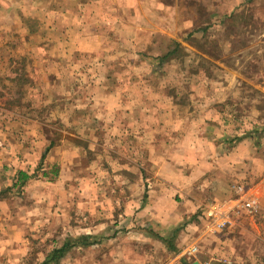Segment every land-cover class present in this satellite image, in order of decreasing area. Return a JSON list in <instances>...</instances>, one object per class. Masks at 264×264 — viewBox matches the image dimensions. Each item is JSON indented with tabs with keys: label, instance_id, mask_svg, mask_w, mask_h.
Here are the masks:
<instances>
[{
	"label": "rangeland",
	"instance_id": "374dc122",
	"mask_svg": "<svg viewBox=\"0 0 264 264\" xmlns=\"http://www.w3.org/2000/svg\"><path fill=\"white\" fill-rule=\"evenodd\" d=\"M110 4L125 20L142 13L147 35L116 27L93 58L0 29V264H40L80 235L98 244L59 264L170 263L190 242L196 264H264V0ZM244 143L238 179L215 162ZM190 153L209 164L189 166L188 189ZM19 171L31 178L13 186ZM253 185L259 207H234Z\"/></svg>",
	"mask_w": 264,
	"mask_h": 264
},
{
	"label": "crops",
	"instance_id": "0c3cea01",
	"mask_svg": "<svg viewBox=\"0 0 264 264\" xmlns=\"http://www.w3.org/2000/svg\"><path fill=\"white\" fill-rule=\"evenodd\" d=\"M111 1L112 0H0V22H4L5 18L8 16H11L10 19L14 21V26H12V23H6L4 25L0 24L2 26H0V29H5L7 32L15 31L12 35L18 37L23 36V38H28L29 40L33 39L34 36L43 38L42 41H44V45L51 42L53 44L56 43L55 49L57 48L59 52L73 51L80 56H89V58H93L95 56H100V53H104L102 50H104L105 44H108L110 30L116 27L120 28V31L123 26L132 28L130 30L132 35L127 36L128 39L133 38V40H137L142 33L147 35L145 27L143 26L142 13H131V19L128 18L129 20L127 19V21L120 16H115V9L113 10V6L110 4ZM31 24L36 26L35 29L31 28ZM151 31L154 33L153 37L155 42L158 41V38L163 36L162 33H164V31L156 28L151 29ZM97 35L101 37V44L94 42V37ZM116 35H120V33ZM168 35L171 37L170 34ZM125 43L128 44L129 40H126ZM138 43L140 42L137 41V44ZM99 44L100 48L97 47ZM130 44L132 46L129 48H134L133 43ZM135 46L138 49V45L135 44ZM95 64L98 65L97 60L95 61ZM119 98L124 99L123 96ZM134 102L136 104L135 108H139V105L143 103L142 99L139 98H136ZM157 111L158 110L156 109L153 112V115H155ZM189 145L192 149H194V147L195 149L200 148L201 141H188V146ZM244 147L245 143L234 145L232 150H228L227 153L222 154L224 157L220 158L219 161L217 160L215 163L221 166V164L225 162V159L229 160L232 162V170H230L232 172L231 175L238 179L239 177H243L239 172L243 169L242 167H245V165L241 166L242 161L245 163V159L242 155L245 157H247L245 155L247 153L250 155L249 149L243 151ZM194 155L195 154L193 153L188 154V189L191 181L195 180L196 177H198L196 174L200 172V170L195 167L194 174V169L192 167L194 165L207 167L209 164H205V162L201 161H191ZM250 161L254 163L256 160L252 159L251 156ZM189 166L193 169L192 171H189ZM208 169H210L212 173H215L217 179L221 183L224 178H228L227 175L230 173L228 169L225 171L215 170L214 172L211 164L208 166ZM164 179L166 180L167 178ZM168 179L172 178L169 177ZM185 181H187V178ZM259 186L260 185H253L250 189H244L240 186V194L242 195L238 196L237 200L240 198L238 200L239 202L242 199V202L257 203V207H259L261 199L258 201L252 194L253 190L258 189ZM259 189L262 198H264V189ZM203 231L205 232L204 228L201 230V235ZM97 244L93 246H96ZM191 246H193L192 242L188 244V251L181 252L180 255H176V257L172 258L170 263L166 262L164 264H178L176 262L177 257H183L184 255L185 261H191L189 264H193L194 261L192 258L196 256V252L190 250ZM114 256H118V259L119 256L121 257L120 254H115ZM108 257L109 256L107 255L106 259H108Z\"/></svg>",
	"mask_w": 264,
	"mask_h": 264
},
{
	"label": "trees",
	"instance_id": "16d2710c",
	"mask_svg": "<svg viewBox=\"0 0 264 264\" xmlns=\"http://www.w3.org/2000/svg\"><path fill=\"white\" fill-rule=\"evenodd\" d=\"M252 0H248V2H251ZM201 31H204L201 30ZM176 47L179 46V44L174 42ZM175 52V49L167 51L163 56L157 57L156 59L161 62V64H164L166 61H169L172 59V56ZM49 146L45 148L43 154H42V160L45 159L46 154L48 153ZM31 178V176L27 175V173L19 171L16 175V182L13 184V186H23L26 181H28ZM161 240L166 241L168 243V247L170 246V240H165L163 237H159ZM98 241L93 236H87V235H80L74 238H68L62 246L53 249L46 258L40 263V264H59L60 261L66 256L68 252L75 248H89L95 244H97ZM185 264V263H184Z\"/></svg>",
	"mask_w": 264,
	"mask_h": 264
},
{
	"label": "built area",
	"instance_id": "2783aa9c",
	"mask_svg": "<svg viewBox=\"0 0 264 264\" xmlns=\"http://www.w3.org/2000/svg\"><path fill=\"white\" fill-rule=\"evenodd\" d=\"M240 192H241V188L238 187L237 188V193L240 194ZM233 206L237 207L239 209L246 208L248 210H251L253 204H251L250 202H241V203H239V201L237 200V201H235L233 203ZM220 213L221 212L218 211L217 208L208 207V208L205 209L204 215H205L206 218L214 219L215 220L214 223H217V227H219V226H222L224 224V222H225L224 217H222V215ZM220 217H222V218H220Z\"/></svg>",
	"mask_w": 264,
	"mask_h": 264
},
{
	"label": "water",
	"instance_id": "95a60500",
	"mask_svg": "<svg viewBox=\"0 0 264 264\" xmlns=\"http://www.w3.org/2000/svg\"><path fill=\"white\" fill-rule=\"evenodd\" d=\"M193 264H196V263H193Z\"/></svg>",
	"mask_w": 264,
	"mask_h": 264
}]
</instances>
